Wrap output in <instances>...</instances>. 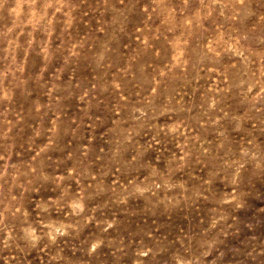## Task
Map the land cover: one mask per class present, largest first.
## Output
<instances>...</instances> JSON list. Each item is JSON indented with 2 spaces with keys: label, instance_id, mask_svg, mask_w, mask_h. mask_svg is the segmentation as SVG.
Listing matches in <instances>:
<instances>
[{
  "label": "rangeland",
  "instance_id": "374dc122",
  "mask_svg": "<svg viewBox=\"0 0 264 264\" xmlns=\"http://www.w3.org/2000/svg\"><path fill=\"white\" fill-rule=\"evenodd\" d=\"M0 264H264V0H0Z\"/></svg>",
  "mask_w": 264,
  "mask_h": 264
}]
</instances>
